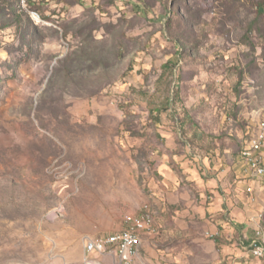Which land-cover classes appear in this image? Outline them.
I'll return each mask as SVG.
<instances>
[{"label":"rangeland","instance_id":"1","mask_svg":"<svg viewBox=\"0 0 264 264\" xmlns=\"http://www.w3.org/2000/svg\"><path fill=\"white\" fill-rule=\"evenodd\" d=\"M262 122L264 0H0V264H115L86 239L146 210L132 264H205L175 239Z\"/></svg>","mask_w":264,"mask_h":264},{"label":"crops","instance_id":"2","mask_svg":"<svg viewBox=\"0 0 264 264\" xmlns=\"http://www.w3.org/2000/svg\"><path fill=\"white\" fill-rule=\"evenodd\" d=\"M244 164L235 174L236 177L233 180L235 187L232 190H225L224 193L219 194L210 190L214 187L213 182H205V210L203 212L205 219L201 228L200 226L194 228L198 230L196 233L203 229L205 237L193 236L184 243L181 239H175L179 249L169 258H176L177 261L189 258L192 261L205 262V264H261L259 258H264V256H254L250 244L255 230L258 228L264 230V186L259 183L258 179L252 177L248 167ZM207 192H212V197L206 196ZM207 197L211 199L210 202H206ZM186 199L176 196L171 198L170 202L179 205L182 209V204ZM193 209L194 205L191 209L177 213V218L182 216L187 220L191 218L190 215L194 218ZM225 211L229 216L228 219L214 220L215 216L225 215ZM182 222L183 219H175L174 225L181 229H189L194 223L189 221L183 226ZM145 237L146 235L142 237L140 244L142 253L135 258H165L157 253L153 245L144 239Z\"/></svg>","mask_w":264,"mask_h":264},{"label":"built area","instance_id":"3","mask_svg":"<svg viewBox=\"0 0 264 264\" xmlns=\"http://www.w3.org/2000/svg\"><path fill=\"white\" fill-rule=\"evenodd\" d=\"M264 134L258 140L257 151L251 155V163H264ZM252 177L258 179L259 183L264 186V178L260 175H253ZM145 213V212H144ZM144 217V214L143 216ZM138 226L141 221L127 222L123 227L117 231L95 236L86 239L87 253H94L97 255L110 256L115 264H132L136 257V252H139L142 236L149 234H138ZM97 245H104L105 254L97 253ZM254 256H264V230L258 228L255 230L254 238L250 244ZM118 248H125V257H118Z\"/></svg>","mask_w":264,"mask_h":264},{"label":"bare ground","instance_id":"4","mask_svg":"<svg viewBox=\"0 0 264 264\" xmlns=\"http://www.w3.org/2000/svg\"><path fill=\"white\" fill-rule=\"evenodd\" d=\"M263 134H264V122L260 124L259 129L255 132V134L252 136V138L248 142V145L242 151V157L245 160V163H251L250 154H253L257 151L258 140ZM247 167H248V170L253 175H260L261 178H264V163L248 164ZM143 214H144V217H142ZM133 221H141V225H143V226H138V234H153L156 231L153 217L150 215L148 210H146L145 213L144 212L139 213L138 216L136 217H132V216L127 217L125 219L124 225L127 222H133ZM141 243H142V238H141ZM85 246L87 249L86 244ZM97 252L104 254L105 253L104 245H97ZM137 254L138 252H136V256ZM118 257H125V248H118Z\"/></svg>","mask_w":264,"mask_h":264}]
</instances>
